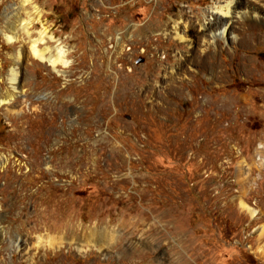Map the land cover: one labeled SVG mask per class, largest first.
Listing matches in <instances>:
<instances>
[{"label": "rangeland", "instance_id": "rangeland-1", "mask_svg": "<svg viewBox=\"0 0 264 264\" xmlns=\"http://www.w3.org/2000/svg\"><path fill=\"white\" fill-rule=\"evenodd\" d=\"M23 1L0 0V264H264V0L193 49L169 20L212 0ZM34 7L66 65L6 38Z\"/></svg>", "mask_w": 264, "mask_h": 264}, {"label": "bare ground", "instance_id": "bare-ground-1", "mask_svg": "<svg viewBox=\"0 0 264 264\" xmlns=\"http://www.w3.org/2000/svg\"><path fill=\"white\" fill-rule=\"evenodd\" d=\"M30 1L31 0H24L22 6L28 4ZM212 1H213V5L208 9V11L210 12L209 18L200 20L198 16L188 17L185 14L183 15L181 14L182 16H176L175 19L170 18L169 22L171 23L172 38L185 43L186 47L190 49H193V42H191L189 38L193 35L196 37V39L198 38L199 40H201L199 42L205 45L213 44V38H215L216 36L220 40L233 43L236 37L235 35H233V31L231 29V18L236 17V18L244 20L247 17L246 12L245 14L241 13V10H240L241 0H212ZM34 11L35 12L31 14V16L32 15L34 16L33 17L30 16V19L28 20L22 19L21 16H19L18 14L15 15L16 24L8 27L7 35H5L6 38L10 42L19 41L21 40L20 36L22 33L26 39V42L24 43V45L25 44L28 45V48L32 55L36 56L40 60H47L52 66H55L56 64H61V66L66 65L67 61L64 58L66 55V51L62 47H55L56 53L54 55H49V52L51 51H49L46 44L48 43L47 41L49 40V38H52V37L48 35V30L46 27L44 26L42 27V29L38 33L39 37L37 39L36 38L32 39L33 37L31 38L30 29L35 28L38 23H41L40 12L35 7H34ZM25 13H27V10ZM252 18H256V16L253 15ZM196 26L200 27L199 31L195 30ZM150 28H152V25L146 24L142 27L135 28L132 31V33L137 36L141 35L142 37H145L147 34V31H149ZM164 35H167V34H164ZM137 44H139V40L133 43L134 46ZM191 53L193 55V51H191ZM19 60H20V51L18 52L17 57H16V61H19ZM17 73L18 72L16 71L15 67L11 69L10 80L12 82L14 89L18 88V83H19ZM179 245L184 248V246L186 245V241L182 239ZM101 249H106L104 244L101 245ZM170 249L172 251H175V249L177 248H175V246H172L170 247Z\"/></svg>", "mask_w": 264, "mask_h": 264}]
</instances>
